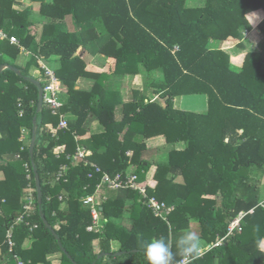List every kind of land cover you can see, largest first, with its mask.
Segmentation results:
<instances>
[{"label":"trees","instance_id":"1","mask_svg":"<svg viewBox=\"0 0 264 264\" xmlns=\"http://www.w3.org/2000/svg\"><path fill=\"white\" fill-rule=\"evenodd\" d=\"M33 1L40 2L38 14L45 19L40 39L30 29L36 21L31 6L21 8L23 2L19 0H0V29L20 40L18 46L9 39H0V66L10 63L20 69L18 73L7 68L0 76V171L4 173L0 180V264H52L48 254L62 249L46 226L41 211L60 235L67 251V254L62 251L61 264H74L68 254L78 264L96 260L98 255L93 252L92 241L99 235L103 252L110 253V243L117 239L122 243V251H128L132 257L141 256L139 261L129 258L116 264H148L144 253L148 241L163 238L175 249V235L190 227L192 217L201 222L200 237L216 241L228 233L230 222L241 212H245L242 230H236L222 245L206 252L194 264H264V205L259 204L258 178L250 175L253 167H264V52H247L241 56L243 65L238 68L233 65L237 58L215 45L231 36L242 38L245 31L251 30L260 14L264 16V0ZM69 17L73 21L72 30H68ZM260 27L264 31V23ZM96 40L102 42V48L114 59L116 73L119 68L134 74L145 69L150 75L160 67L166 75V83L158 85L162 98L166 97L165 104L141 101L136 105L133 117L129 115L130 123L123 140L110 103L127 104L117 101L119 92L106 88L105 81L111 75L86 71V62L76 55L79 48ZM21 47L43 60L55 55L60 57L62 68L57 73L68 85L70 94L63 111L76 115L68 129L54 132L47 126L48 123L57 125L59 119L46 105L37 112L39 90L27 78H32L28 70L18 63ZM35 56L34 64L37 63ZM75 65L82 70H77ZM80 75L96 76L92 90L76 89ZM194 93L210 96L207 115L190 112L185 116V112L175 110L177 95ZM91 112L107 128L104 135L94 139L114 137L117 142L114 147L103 145L104 153L118 149L111 158L112 164L104 168L111 174L125 173L136 163L141 186H147L149 193L159 199L179 203L178 210L169 218L171 228L137 201L131 207L134 222L130 228L110 220L102 234L89 232L92 215L80 204V197L94 191L100 173L89 178L88 173L93 170L89 163H73L66 157L80 143L75 138L77 125ZM35 115H38L37 124ZM24 128L31 137L36 129L37 141H40L35 147L34 161L43 190L41 206L30 154L32 138L21 139ZM150 128L165 134L170 143L180 140L188 143L183 152H171V156L183 159L164 167L153 188L145 176L150 164L138 159L143 144L132 140L138 130L142 133ZM122 141L128 144L122 145ZM61 148L65 154L58 157ZM207 159L212 161L210 167ZM63 163L69 165L65 175L68 180L56 181ZM169 171L176 175L191 171V177L184 184H176L173 178L164 176ZM87 184L91 185L89 189H85ZM171 188L173 199L168 200L166 192ZM63 190L66 192L62 193ZM126 192L142 198L137 190L127 188ZM30 193L31 205L36 210L26 216ZM62 194L65 209L61 208L59 199ZM117 203V200L106 203V214L109 205L123 207ZM108 215L112 217L109 212ZM20 216L29 223L18 220ZM31 237L35 238L32 247L25 248V240ZM182 258L177 255L174 262Z\"/></svg>","mask_w":264,"mask_h":264},{"label":"crops","instance_id":"2","mask_svg":"<svg viewBox=\"0 0 264 264\" xmlns=\"http://www.w3.org/2000/svg\"><path fill=\"white\" fill-rule=\"evenodd\" d=\"M19 1L26 3V4L29 3V2H26V0H19ZM46 1H53V0H46ZM39 5H40V2H35V1L30 2V6L34 11V16L36 19L35 23L32 25L30 29L32 33L38 34V39H40V35L43 32V28L45 24V19L40 14H38ZM258 18H259V21H257L254 24V27L251 30L245 31L242 38H236V37L231 36L225 41L218 42L215 44V45L221 46V48L225 50L226 52H228L232 56V58H237L236 63L233 60L234 62L233 65H235V67L239 68L240 66L243 65V59L241 58V56H243L247 52H252V51L253 52H264V31L260 27V25L264 23L263 14H260ZM68 19H69L67 20L68 30H72L73 21L70 17ZM50 29L52 30L51 27ZM76 55L80 56L81 60L86 62V67H85L86 71L96 74V75L102 72L106 74H110L111 76H109V78L105 81L106 88L109 90H114V91L119 92L120 97H118L117 101L118 102L123 101L127 104V105H122V104L115 105L114 102L110 103L111 106L115 109V115H114L115 122L118 124L117 127L121 130V133L119 134V136H122L121 140H123V136L125 135L129 127V123H130V121H128L129 115L133 117L136 105H138L141 101H144L146 103H149V102L157 103L158 102V103H161L162 105L165 104L166 97L162 98L161 89L158 87L159 84L166 83V75H165L163 68L158 67V68L153 69L150 75L147 74V71H145V69L136 71V73L134 74V73H130L129 71L125 69L119 68L117 70L118 73H116L114 69V67H116V63L113 61L114 59L113 60L110 59L109 53H107V51L102 48V42L100 40L90 41L84 47L79 48ZM33 56L35 55L31 51L25 48L24 50H22L21 48V54H20V57L18 58V63L22 67H24L26 70H28L32 78L39 80L42 85L43 84L46 85L48 83V76L46 73L47 72L46 69L49 68L50 70L54 71V73L60 80V84H59L60 89H61L60 97L64 103L68 102L70 99L68 85L65 82H63L62 79H60L57 73L62 68V62L60 61V57L55 55L51 57L50 59L43 60L35 56L37 59V63L34 64V62L32 61L34 60ZM74 67H76V69L79 71L82 70V68H79L76 65ZM62 73L64 74L65 72L62 71ZM154 82L156 83V85L154 84ZM95 83H96V76L94 75L92 76L82 75L81 76L80 75L78 79L76 80L75 87L78 90L90 91L93 89V86ZM131 104H134L133 106L134 108L130 107ZM174 104H175V107H174L175 110H180L182 112H185L184 114L185 116L186 114H189L190 112L196 113V114H202V115H207L210 112V96L207 93L177 95L174 98ZM63 108L64 106H62L59 109V112H61L67 117L69 123L72 121H75L76 115H74L73 113L64 112ZM136 110L137 112H139L140 108H136ZM53 115L58 117L59 119L58 124L53 125L52 123H48L47 126L51 130L54 128L59 129L58 126H59L61 117L59 114H53ZM37 122H38V115H37L36 124ZM106 129L107 128H106L105 123L102 122L99 119V117L94 115L92 112L90 113V116L87 119H85V121L80 126L77 125L76 130H75L76 132L75 138L76 140L78 139L80 140V143H78L77 147L79 146L85 147L88 151H90V154L83 160L84 163L86 162V163H89L90 165L97 164L101 166L102 168H104L105 166H110L112 164L111 161H114V159L111 160V158L115 156L114 153L118 152V149L115 147L114 148L115 152L113 150L111 152L104 153L105 149L103 147V145L105 146V144L106 145L111 144L113 147L116 146L117 142H114L113 140L114 137L113 138L111 137L113 141L109 140L110 138L108 137L101 138L98 140L94 139L95 136L104 135L106 132ZM151 130L152 132H150ZM77 131H79L82 135L77 136L78 134ZM145 132H150V133H148L147 135H144ZM30 137L31 135L28 133V130H26L25 140L29 141ZM33 137H34V134L31 137L32 139L30 140V143H32ZM132 140L138 141L140 142V144H143L141 145L143 152L140 154V158L138 159L144 161L146 165L150 164V168L146 171L145 176H146L147 184H149V186L152 188L157 186V183H158L157 178L158 176L161 177V174L164 173V167L169 165L172 161L175 163H178V159L179 160L183 159L182 157H179V156H171V152L173 151L183 152L186 149L187 144H188L184 140L170 143L168 142V139L165 134L159 133L157 129L153 130V128L143 130L142 133H141V130H138L135 133ZM227 141L228 140H226V142ZM39 142L40 141H37L36 144H38ZM122 142H123L122 145L128 144V143H125L124 141ZM30 147H31V144H30ZM61 149H64V148H61ZM127 154L131 157L133 156L131 151H128ZM206 161L208 163V167H210L212 161H209L208 159ZM206 168L207 167H205V169ZM137 169H138V165L136 163H132L125 173L126 174L132 173V172L136 173ZM190 172L191 171L177 173L176 175L172 171H169L164 176L167 178H173L174 183L176 184H184L186 182V178L191 177ZM3 178H4V173L0 171V180ZM126 190L127 189L125 188L109 189L107 187H104L101 190V193L107 196V199H105L102 203L100 202L101 203L100 208H101V213H102L101 222L104 225L103 227L104 229H105V225L110 220H113V222L116 223V225L130 228L134 222L132 214H131V207L137 201H140L144 206L149 208L146 202L143 200V198H140V197L135 198V197H132L131 195L129 196ZM63 192H66V191L63 190L62 193ZM166 193H167L166 198L168 200H172L174 190L171 188ZM168 194H170L171 196ZM60 196H63V194ZM60 200L62 201L61 208L65 209L67 207L65 200L64 199H60ZM110 200H117L118 202L117 204L123 207L120 208V206L117 207L116 205L115 206L109 205V208L106 207L107 208V214H106L104 210V205H106V203H108ZM97 201L98 202L101 201V198L98 197ZM162 201H165V200H162ZM219 203H221V199L219 200ZM168 204L174 206L173 212H175V210H178L179 208L178 202L177 203L172 202ZM259 204H261V199H260ZM34 206L31 205L30 209L28 210L26 209V214H27L26 216H29L30 214L34 213V211L36 210ZM83 207L87 208L85 206ZM108 212L109 214L112 215V217L108 215ZM23 221L26 224L29 223V220L27 221L26 218H24ZM189 222H190V227L187 230H191L195 232L200 237L201 232H202L201 231L202 225H201L200 220L197 219L196 217H192L190 218ZM166 223L170 226V228L172 227V223L170 219H169V223L168 222ZM31 226L32 227L34 226L35 228V225H31ZM89 232H95L98 234H102L103 231H98V232L89 231ZM182 233H177L175 235V241H177L178 237ZM200 239L203 244V248H202L203 255L200 256L201 258L206 254V252L212 249V244L215 241L210 242L202 237H200ZM34 241H35V238L33 237L28 238L24 242V247L31 248ZM60 242H61V237H60ZM110 244H111V252L110 253L103 252L102 251V237H100V235L94 237L92 241V246H93L92 248H93V252L97 254L98 256L96 260L92 259L89 264H116L117 262L121 260L127 261L129 260V258H135L138 261L139 259H141V256H136V257L130 256L129 254H127L128 251H125V253H121L122 243L117 239H113ZM62 251H57V252L48 254L47 258L51 261L52 264H61L62 260L64 259L63 258L64 251L63 252ZM1 254H2V250L0 247V256ZM70 259H72V262L74 264H78L76 261L75 262L73 261L72 256ZM84 262L87 263L88 260L85 259ZM38 264H44V263L40 262Z\"/></svg>","mask_w":264,"mask_h":264},{"label":"built area","instance_id":"3","mask_svg":"<svg viewBox=\"0 0 264 264\" xmlns=\"http://www.w3.org/2000/svg\"><path fill=\"white\" fill-rule=\"evenodd\" d=\"M0 39H9L12 44L20 46V40L15 35H9L7 32H5L3 29H0ZM22 50H24L23 47H21ZM178 48V47H176ZM47 70V76H48V83L44 86V103L46 106H48L53 114H59L61 117V120L59 122V129H68L69 128V121L67 117L59 112V109L64 105L63 100L60 97V80L54 73V71L50 70L49 68ZM19 106H22L21 102H19ZM21 113H23V109L20 110ZM58 128L52 129V131L56 132ZM26 130L22 129L21 133V139L25 138ZM61 154H65L64 149H60L58 157ZM90 154V151H88L85 147H77L76 151L73 153L67 154V159L73 161V163H79L83 162V160ZM86 163V162H85ZM88 164V163H87ZM93 170L88 173L89 178H94L95 173H100V180L96 183L95 189L93 192L88 193L85 196L80 197V202L83 206L87 207L92 215V223L88 226L89 231H103V223L102 220V213L100 205L101 203L107 199V196L101 193V190L104 187H107L109 189H121V188H129L132 190H137L143 200H145L147 206L151 209L153 214L161 218L162 220L169 223V217L171 213L174 210L173 205H169L167 202L162 201L158 199L155 195H151L149 193V188L147 186H141L138 181V175L135 172L124 174L122 172H118L116 174H111L108 170L102 168L101 166L97 164H92ZM26 168H28V165H26ZM69 165L67 163H63L60 166L58 175L55 176L56 181H67L66 174L68 172ZM91 185L87 184L85 186V189H89ZM100 197L101 201H97V198ZM51 197H49L50 199ZM60 199H63V196H59ZM30 203L25 206V208L28 210L31 208V204L33 202L32 200V194H29ZM101 202V203H100ZM264 205V204H263ZM245 215V212H241L235 219H233L228 228V233L222 237H220L217 241H215L212 244V248L216 246H220L223 244V242L236 230L241 231L242 230V220ZM24 217L20 216L18 220L23 221ZM11 236V233L9 234V238ZM12 244V242H11ZM203 255V251H202ZM201 255V256H202ZM173 264H188V259L186 257H183L177 262L173 261Z\"/></svg>","mask_w":264,"mask_h":264},{"label":"clouds","instance_id":"4","mask_svg":"<svg viewBox=\"0 0 264 264\" xmlns=\"http://www.w3.org/2000/svg\"><path fill=\"white\" fill-rule=\"evenodd\" d=\"M202 248L200 237L191 230H184L176 241L175 249L166 239L158 238L144 245V253L148 264H173L177 255L186 257L188 264H194L202 255Z\"/></svg>","mask_w":264,"mask_h":264},{"label":"water","instance_id":"5","mask_svg":"<svg viewBox=\"0 0 264 264\" xmlns=\"http://www.w3.org/2000/svg\"><path fill=\"white\" fill-rule=\"evenodd\" d=\"M7 68H10L12 70H15L18 73L20 72V69L17 68V67H15V66H13L12 64H10V63H4V64H2L0 66V76H1V73L5 69H7ZM27 78L39 88V101H38V109H37V112H40L42 110L43 106H44V86L41 84V82L39 80H37L35 78H30V77H27ZM34 121L36 123V121H37V115H35ZM36 142H37V131L35 129L34 130V137H33L32 143H31V147H30V154H31V157H32V164H33L34 171H35L36 184H37V193H38V201H39V204L41 206V204L43 202V190H42V184H41L40 174L38 172L36 163L34 161V154H35ZM41 216H42V218H43L46 226L49 229L52 230V232L56 236L57 240H59V242H60L59 235L57 234L56 230L51 226V224L49 223L48 219L45 217V215L43 214L42 211H41ZM60 245H61L62 250L67 254V251H66L65 247L63 246V244L61 242H60ZM121 253H125V251H122ZM68 256H69V258H71V256L69 254H68Z\"/></svg>","mask_w":264,"mask_h":264},{"label":"rangeland","instance_id":"6","mask_svg":"<svg viewBox=\"0 0 264 264\" xmlns=\"http://www.w3.org/2000/svg\"><path fill=\"white\" fill-rule=\"evenodd\" d=\"M26 2H29V3L21 4V8H25V6H27V5L30 6V2H33V1L26 0ZM250 175H252L253 179L258 178L261 205H263L264 204V167H261V168L257 167V166L253 167L252 173H250Z\"/></svg>","mask_w":264,"mask_h":264}]
</instances>
